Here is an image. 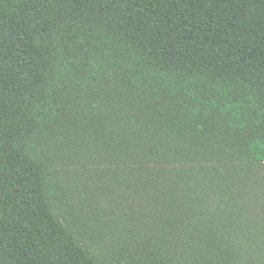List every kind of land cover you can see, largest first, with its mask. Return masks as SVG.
<instances>
[{
    "label": "trees",
    "instance_id": "1",
    "mask_svg": "<svg viewBox=\"0 0 264 264\" xmlns=\"http://www.w3.org/2000/svg\"><path fill=\"white\" fill-rule=\"evenodd\" d=\"M0 264H264V0H0Z\"/></svg>",
    "mask_w": 264,
    "mask_h": 264
}]
</instances>
